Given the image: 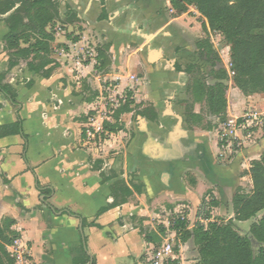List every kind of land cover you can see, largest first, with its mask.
Here are the masks:
<instances>
[{"label": "crops", "instance_id": "1", "mask_svg": "<svg viewBox=\"0 0 264 264\" xmlns=\"http://www.w3.org/2000/svg\"><path fill=\"white\" fill-rule=\"evenodd\" d=\"M56 1L63 22L54 28L56 68L48 78L25 65L7 74L18 107L0 93V127L19 120L22 129L0 138V225L13 221L10 231L28 264H73L82 238L95 264H151L156 251L176 240L172 219L189 220L206 194L220 207L227 194L232 202L243 191V157L223 162L220 120L208 112L204 93L194 97L195 74L186 72L193 65L207 85L216 82L222 66L203 60L196 43L208 38L219 54L217 36L193 7L175 15L170 0ZM8 15H0V75L8 69ZM67 15L74 22L66 23ZM86 46L95 60L84 56ZM126 93L132 104L120 116L121 130L108 133L104 126L88 141L84 129L107 96L126 98L121 107ZM256 96L227 87L226 116L252 108ZM119 183L132 195L113 206ZM188 242H178L177 253L173 247L170 264L198 263L183 254Z\"/></svg>", "mask_w": 264, "mask_h": 264}, {"label": "trees", "instance_id": "2", "mask_svg": "<svg viewBox=\"0 0 264 264\" xmlns=\"http://www.w3.org/2000/svg\"><path fill=\"white\" fill-rule=\"evenodd\" d=\"M170 6L175 15L179 16L185 14L189 7H193L206 19L210 32L223 37L230 50L234 72L231 81L244 96L264 93V0H170ZM5 14H9L4 19L8 32L3 37L8 69L0 75V93L13 106L18 107L15 93L6 83L7 74L14 68L25 65L30 73L43 78L51 75L57 66L52 57V44L56 32L54 23L60 19L59 3L56 0H0V15ZM68 16L66 23L74 22L75 17ZM105 17L103 12L101 19ZM196 47L200 50L201 58L210 62L212 67L222 66L221 59L208 38L197 41ZM101 56L104 58L101 68H105L108 66V60L103 51ZM199 69L193 65L186 68L188 74H195L191 86L193 90L205 92L208 112L222 121L226 117L227 108V72L223 67L219 68L214 73L216 82L207 85ZM126 96L127 102L118 109L117 118L131 111L132 95L126 93ZM156 119L157 115L152 111V120ZM105 130L115 133L121 128L116 124H106ZM21 133L19 120L12 125L0 127V138ZM250 176L252 193L243 195L235 192L231 202L235 217L226 224L211 220L210 211L206 210L203 214H199V211L196 213L197 218L207 222L206 225L197 220L192 228L188 229L189 222L184 215L170 221V229L175 232L176 240L180 243L191 241L195 246L198 254L197 264H264V213L258 222L252 223L249 235H240L235 224L247 222L264 212V157L254 162L250 168ZM118 186L120 200L116 198L113 206L125 203L132 195L127 186H121L120 183ZM209 206H217V203L211 201ZM12 224V220L5 219L0 225V264H14L6 250V246L16 238L10 231ZM251 239L257 245L256 252L253 250ZM84 241L82 238L79 255L73 264L90 263L91 257ZM174 252H178L177 246ZM91 264L95 263L92 261Z\"/></svg>", "mask_w": 264, "mask_h": 264}, {"label": "rangeland", "instance_id": "3", "mask_svg": "<svg viewBox=\"0 0 264 264\" xmlns=\"http://www.w3.org/2000/svg\"><path fill=\"white\" fill-rule=\"evenodd\" d=\"M63 24V22L60 19H57L54 23V28H57V30L59 28H61V25ZM55 34V32H54ZM216 42L219 44L220 50H219V57L221 59L222 62V67L225 69L226 66H231V70H232V63L230 60V50H229V46L227 45V43L225 42V40L223 39V37L220 34H216ZM224 51V52H223ZM233 71V70H232ZM228 75V74H227ZM233 77V76H232ZM232 77L226 80L225 84L227 85V87H232L233 89L236 88L233 83H232ZM191 92L193 93L194 97L196 99H198L199 96H201L203 93L205 94L204 91H199V90H191ZM254 95H258L255 98H253L251 100L254 101L257 98V104L254 105L252 108H249L248 105H244L243 108L245 109L244 112H248L252 110L255 111H261L264 112V93H258V94H254ZM252 95V96H254ZM108 97V96H107ZM260 97V99H259ZM249 102V103H251ZM242 109V111H243ZM109 111L111 112V114L109 115V117L112 116L113 118V125L116 124L118 125V127L120 126V128L122 127V123L120 122V116H118L117 118V111L118 110H114V109H109ZM243 112V113H244ZM113 113V114H112ZM243 113H240L241 115H243ZM226 115V114H225ZM241 115L238 116H231V117H225L224 120L219 121V127L218 130L219 132L221 131L222 125L223 123L229 119V118H236V117H240ZM112 123V122H111ZM111 125L110 123L105 122V125ZM217 127V126H216ZM247 135L246 133H244V131H240L238 134V138L239 140H234L232 139L230 142L231 144H229L228 149L223 150V148L220 147L221 153L223 155V162L228 161L231 157L236 156L237 154L242 155V163L243 165L240 166L239 172L238 174L241 176V186L243 187V191L238 190V192L240 194L243 195H250L252 193V181H251V176H250V168L253 166L254 162L259 161L262 157H264V129L263 128H256L253 130V134L249 137V138H245ZM247 175H246V174ZM247 192V193H246ZM230 194H227L226 198L223 199L221 206H209L210 202L212 201V195H208L206 194L204 196V198L202 199L201 203L203 206L200 207V209H198L197 211H199V214H203L204 210L206 211H210V218L213 221H221L222 223H227L230 220H233L235 217V213L233 211V207L230 201ZM204 202V203H203ZM200 203V205H201ZM197 213V212H196ZM196 213L195 215H191L189 221V226H193L194 223L198 220L201 221V218H197L196 217ZM264 212H261L259 214H257V216L255 218H252L251 220L242 223L241 225H239L237 227L236 225V231L242 235V236H246L249 235V228L252 225V223H256L260 220V218L262 217ZM200 223L206 225L207 222L205 221H201ZM237 224V223H235ZM170 235H168L169 239ZM251 242L253 244V250L256 252L257 250V245L256 243L253 241V239H251ZM14 242H12L10 246L13 245ZM178 242L174 239L173 242V247L176 248ZM7 250V249H6ZM184 252L183 254H186L188 257V260H193L194 257L198 258V254L196 252V249L193 248L192 246V242H188L186 245V248H184ZM8 251V250H7ZM195 261H190L187 264H194Z\"/></svg>", "mask_w": 264, "mask_h": 264}, {"label": "built area", "instance_id": "4", "mask_svg": "<svg viewBox=\"0 0 264 264\" xmlns=\"http://www.w3.org/2000/svg\"><path fill=\"white\" fill-rule=\"evenodd\" d=\"M84 56L88 59L92 58L94 60L96 58V55L94 56V51L88 46L84 48ZM225 70L229 78L234 76L231 66H226ZM106 99L107 101L106 104H104L103 110L100 111L96 119L89 120L84 129V134L88 141H94L104 133L105 122L111 123L110 120L112 116L109 117L111 114L109 109L111 108L116 111L120 107L121 102L124 103L126 101V98L113 100L107 97ZM256 128L264 129V112L250 110L248 112H244L240 117L229 118L223 123L221 131L218 134L219 145L223 148V150L228 149L232 139L234 142L235 140H239L238 134L240 131H244L247 135L245 138H249L253 134V130ZM13 242V245L7 249L9 258L14 262V264H28L27 254L25 252L26 249L22 246L21 239H15ZM172 254L173 245L170 241H167L158 251L154 253L150 263L170 264L171 258L169 256Z\"/></svg>", "mask_w": 264, "mask_h": 264}, {"label": "water", "instance_id": "5", "mask_svg": "<svg viewBox=\"0 0 264 264\" xmlns=\"http://www.w3.org/2000/svg\"><path fill=\"white\" fill-rule=\"evenodd\" d=\"M92 263V260L90 259V264Z\"/></svg>", "mask_w": 264, "mask_h": 264}]
</instances>
